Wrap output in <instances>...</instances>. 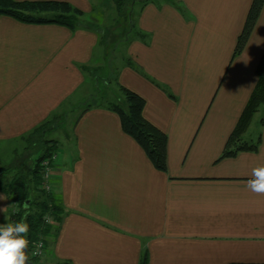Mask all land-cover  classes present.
Listing matches in <instances>:
<instances>
[{
	"label": "crops",
	"instance_id": "0c3cea01",
	"mask_svg": "<svg viewBox=\"0 0 264 264\" xmlns=\"http://www.w3.org/2000/svg\"><path fill=\"white\" fill-rule=\"evenodd\" d=\"M63 1L86 16L96 5H112ZM252 2L133 6L124 62L111 79L121 92L126 87L144 97V117L167 134L165 172L124 132L109 109L113 99L71 101L108 51L100 27L0 16V156L20 153L22 166L39 156L41 137L57 147L52 184L62 216L46 235L42 263L140 264L148 255V264H264V195L246 187L252 169L264 166V125L251 133L253 119L244 135L253 142L261 135L256 151L223 156L264 55L263 6L234 56ZM0 196L5 225L16 205L2 189Z\"/></svg>",
	"mask_w": 264,
	"mask_h": 264
},
{
	"label": "trees",
	"instance_id": "16d2710c",
	"mask_svg": "<svg viewBox=\"0 0 264 264\" xmlns=\"http://www.w3.org/2000/svg\"><path fill=\"white\" fill-rule=\"evenodd\" d=\"M119 17L127 20V25L133 27V6L137 2L148 0H113ZM173 1V0H171ZM264 0H253L249 10L247 20L242 33L239 35L234 56L240 54L249 39L256 22L260 16ZM128 11V12H127ZM6 15L14 19L29 24H60L76 28L86 15L80 8L68 1L63 0H0V16ZM129 30H132L129 27ZM133 64V63H131ZM258 81L251 94L243 113L232 132L227 143L223 156L234 155L241 150L256 151L261 142V135L253 142L244 138L255 114L264 105V55L257 67ZM127 105L113 102L109 109L115 111L119 116L124 132L136 140L144 149L153 165L160 171H167V134L144 117L146 100L137 92L122 87ZM174 97L172 93H169ZM260 125H264V115L259 120ZM43 128V127H41ZM40 128V129H41ZM41 137L39 143L40 154L31 161L23 162L22 166L8 168L0 173V189L13 200L16 205L15 211L11 215V223L21 221L27 213L26 222L29 224V257L38 263L40 257L31 255L33 247L39 239L45 243L46 235L58 225L61 219V207L53 195V190L48 192L42 188L41 167L46 158H50L57 153L54 141ZM29 162L28 168L24 169V164ZM50 217V222H47ZM58 264H73L70 261H63ZM140 264H148V255H144ZM248 264V263H230Z\"/></svg>",
	"mask_w": 264,
	"mask_h": 264
},
{
	"label": "rangeland",
	"instance_id": "374dc122",
	"mask_svg": "<svg viewBox=\"0 0 264 264\" xmlns=\"http://www.w3.org/2000/svg\"><path fill=\"white\" fill-rule=\"evenodd\" d=\"M111 1V6L107 1L104 2L103 6L100 5L97 7L96 5L92 13L88 14L87 16L85 15L82 18V21H85L90 25H96L100 27L102 32H104L106 43L108 42V51L106 52V56L104 57V59L100 61L101 67L99 66L98 69L93 68L89 72L92 76L88 78V84L86 88L79 89L77 93L72 97L71 101L74 102V104L76 103V99L82 98L83 102L81 104H83L84 106L104 104L110 99H113V101L120 103L123 106L127 105L123 92L117 89L114 82H112L111 75L112 73L115 74L116 72H118L122 63L124 62L125 49L123 44L125 43L126 37L132 34V30H129L130 28L127 25V20L119 17L117 11H113L114 1ZM73 114L74 113H71V115ZM263 115L264 105L260 107L259 111L254 116L253 126L250 129L251 133H255L257 131L256 128L259 126V120L263 117ZM62 119V123L64 121L68 122L67 117H62ZM59 121L60 119H58L57 122ZM51 133L50 135H48V137L56 138L53 137ZM56 136L59 137V135ZM247 138H250V134L247 136ZM31 150L32 148H30V151ZM2 155L0 156V168L4 170L9 166L10 168L15 166L17 167L19 163L18 161H20L21 157L20 153H12L10 150H8ZM34 156L36 157V154H34ZM40 261L45 262L43 257H40Z\"/></svg>",
	"mask_w": 264,
	"mask_h": 264
},
{
	"label": "clouds",
	"instance_id": "9594fccd",
	"mask_svg": "<svg viewBox=\"0 0 264 264\" xmlns=\"http://www.w3.org/2000/svg\"><path fill=\"white\" fill-rule=\"evenodd\" d=\"M251 177L247 181V189L257 195H264V166L252 169ZM0 199H6L0 196ZM24 218L16 223L0 225V264H29L27 247L29 240V224Z\"/></svg>",
	"mask_w": 264,
	"mask_h": 264
},
{
	"label": "built area",
	"instance_id": "2783aa9c",
	"mask_svg": "<svg viewBox=\"0 0 264 264\" xmlns=\"http://www.w3.org/2000/svg\"><path fill=\"white\" fill-rule=\"evenodd\" d=\"M58 161V154H53L50 158H46L42 162L41 167V179H42V188L48 192L53 190V171L56 163ZM47 222H50V217H47ZM46 254L45 243L42 239H39L36 245L31 251V255L34 257H44Z\"/></svg>",
	"mask_w": 264,
	"mask_h": 264
},
{
	"label": "water",
	"instance_id": "95a60500",
	"mask_svg": "<svg viewBox=\"0 0 264 264\" xmlns=\"http://www.w3.org/2000/svg\"><path fill=\"white\" fill-rule=\"evenodd\" d=\"M26 252H27V255H28V257H29V244H28V247H27ZM29 264H44V263H42V262H38V263H36V262L32 261V260L30 259V257H29Z\"/></svg>",
	"mask_w": 264,
	"mask_h": 264
}]
</instances>
